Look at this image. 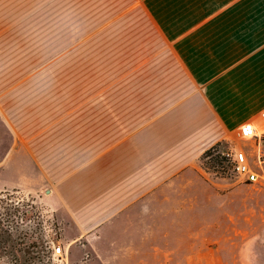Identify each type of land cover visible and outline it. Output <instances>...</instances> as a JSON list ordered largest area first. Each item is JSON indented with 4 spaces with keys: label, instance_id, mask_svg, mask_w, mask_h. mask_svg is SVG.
<instances>
[{
    "label": "crops",
    "instance_id": "0c3cea01",
    "mask_svg": "<svg viewBox=\"0 0 264 264\" xmlns=\"http://www.w3.org/2000/svg\"><path fill=\"white\" fill-rule=\"evenodd\" d=\"M217 143L264 149V0H0V194L46 204L63 250L167 264Z\"/></svg>",
    "mask_w": 264,
    "mask_h": 264
},
{
    "label": "rangeland",
    "instance_id": "374dc122",
    "mask_svg": "<svg viewBox=\"0 0 264 264\" xmlns=\"http://www.w3.org/2000/svg\"><path fill=\"white\" fill-rule=\"evenodd\" d=\"M61 32V27L55 26V33ZM221 146L223 151L227 150ZM210 159L206 160V167L200 160L198 164V177L207 184L199 181L176 187L174 191L188 196V200L181 202L183 227L175 242L179 248L175 256L173 249L165 250V263L264 264V218H254L253 212L254 206H261L264 211V195L255 205L254 186L243 183L232 172L221 176L211 167ZM250 165L258 170L254 158ZM0 199V234L3 230L11 232V239L18 242L14 255L8 253V247L0 246V264H86L87 255L75 256L70 249H64L62 256H52V247L61 245L63 248V244L59 225L46 204L10 191L1 193ZM244 199L245 208L241 206ZM223 215L230 218V227L224 231L221 227Z\"/></svg>",
    "mask_w": 264,
    "mask_h": 264
},
{
    "label": "built area",
    "instance_id": "2783aa9c",
    "mask_svg": "<svg viewBox=\"0 0 264 264\" xmlns=\"http://www.w3.org/2000/svg\"><path fill=\"white\" fill-rule=\"evenodd\" d=\"M254 135V127L251 123H244L241 125L239 129L240 138L249 139ZM224 156L226 157L232 172L244 182L252 184L264 179V149L257 148L255 152L254 160L258 170L251 168L250 160L243 150L227 149L224 151ZM51 254L53 257L62 256L63 248L61 245L53 246Z\"/></svg>",
    "mask_w": 264,
    "mask_h": 264
},
{
    "label": "trees",
    "instance_id": "16d2710c",
    "mask_svg": "<svg viewBox=\"0 0 264 264\" xmlns=\"http://www.w3.org/2000/svg\"><path fill=\"white\" fill-rule=\"evenodd\" d=\"M209 158H211L210 162H212L211 167H214L217 173H219L221 176H226L229 172H232L229 163L224 156V151L222 150V146L220 143H217L214 146L210 147L201 155L200 161L202 162L203 166L206 167V165L208 164V161L206 160H209ZM1 201L2 199H0V202ZM2 232L3 233L0 234V246L3 245L4 247H8V253L14 255L13 250H16L15 247L18 242H15V239H11V232H8L6 230H3ZM24 252L28 253V251L25 249Z\"/></svg>",
    "mask_w": 264,
    "mask_h": 264
}]
</instances>
